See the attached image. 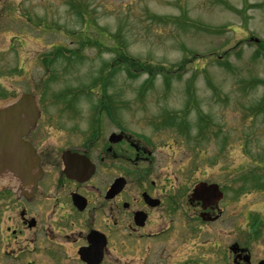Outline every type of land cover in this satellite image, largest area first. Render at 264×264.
Segmentation results:
<instances>
[{
    "label": "rangeland",
    "instance_id": "obj_1",
    "mask_svg": "<svg viewBox=\"0 0 264 264\" xmlns=\"http://www.w3.org/2000/svg\"><path fill=\"white\" fill-rule=\"evenodd\" d=\"M84 20L90 22L81 38L78 31ZM78 38L80 43L73 45ZM99 39L101 47L96 46ZM261 45L264 0H0V92L18 89L22 93L26 83L42 77L41 55L55 46H67L71 52L85 46L84 59L77 56L68 73L65 68L58 71L61 78L43 103L46 115L74 114L77 123L73 125L89 131L91 101L104 95L105 87L101 90L98 84L95 92L99 94L91 100L81 96L77 113L55 103L54 94L92 83V77L113 62L115 46L151 65V74L128 76L121 70L109 78L114 95L108 94L107 99L129 105L122 115L117 110L122 117L119 123L150 143L154 163L161 164L164 173L175 172L179 194L190 176L194 182L220 180L225 173L221 164L229 166V175L255 170L261 176L241 178L242 196L231 211L236 218L227 214L223 225L225 243L248 240L257 264L264 260V226L255 236L249 223L251 219L264 224V191L250 188L255 179L264 185ZM166 78L170 79L169 90L163 84ZM181 110L191 126L190 137L179 138L175 129L167 133L150 124L156 120L185 132L187 125L179 120L181 113L177 114ZM170 111L175 117L167 116ZM65 125L57 122L54 128L64 131ZM111 126L118 125L110 122L108 129ZM234 221L236 228L227 225Z\"/></svg>",
    "mask_w": 264,
    "mask_h": 264
},
{
    "label": "flooded vegetation",
    "instance_id": "obj_2",
    "mask_svg": "<svg viewBox=\"0 0 264 264\" xmlns=\"http://www.w3.org/2000/svg\"><path fill=\"white\" fill-rule=\"evenodd\" d=\"M61 49L41 55L42 77L0 98L2 110L30 93L40 113L21 138L33 151L31 157L22 152L20 170L31 169V176L20 177L17 163L4 164L0 154V264H256L248 240L226 244L224 238L226 215L236 218L232 206L242 196L241 174L229 175L221 164L227 174L220 180L194 182L190 176L179 194L175 172L164 173L150 143L119 123L117 110L127 111L125 102H93L89 131L73 125L74 114L46 115L43 102L62 74ZM80 96L76 87L53 97L77 113ZM30 113L22 111L21 119L28 121ZM108 120L118 126L108 129ZM57 122H67L64 131L54 128ZM257 188L264 191V185ZM227 225L236 228L237 222ZM263 226L250 219L255 236Z\"/></svg>",
    "mask_w": 264,
    "mask_h": 264
},
{
    "label": "water",
    "instance_id": "obj_3",
    "mask_svg": "<svg viewBox=\"0 0 264 264\" xmlns=\"http://www.w3.org/2000/svg\"><path fill=\"white\" fill-rule=\"evenodd\" d=\"M25 109L31 113L28 118L29 120L24 122V120L21 119V113ZM39 116L40 113L37 101L35 97L31 95H22L16 99L15 102L0 110V154H4V160L6 161L4 164H9L11 160L17 163V170L14 171L18 173L20 177L24 176L25 180L31 176L32 170H20L21 157L24 155L27 156V154H22V152L26 150L31 157L33 149L30 146L24 145L21 138L34 128ZM30 162H28V165ZM4 171L5 169L2 166L0 173ZM208 187L214 188L217 187V185H210ZM248 258L249 257H247V259ZM261 264H264V262H261Z\"/></svg>",
    "mask_w": 264,
    "mask_h": 264
},
{
    "label": "trees",
    "instance_id": "obj_4",
    "mask_svg": "<svg viewBox=\"0 0 264 264\" xmlns=\"http://www.w3.org/2000/svg\"><path fill=\"white\" fill-rule=\"evenodd\" d=\"M157 20H163V19H161V18H158V17H155ZM86 21L84 20V23H85ZM206 30V29H205ZM96 44H98V47H100V46H103V44L101 43V42H96ZM114 46V45H113ZM85 46H82L81 47V50L84 48ZM261 48H263V50H264V45H261L260 46ZM113 50H114V60H113V62L112 61H110V63L109 64H107L106 66H105V68H103L102 69V75L103 74H106V77H105V80H104V83H103V86L105 87L104 88V95H103V99H107V97H108V94H109V92H108V89H107V82H108V80H109V78L113 75V74H115L116 72H118L117 73V75L118 74H121L122 72H119V71H121V70H124V71H126L127 72V74L126 75H128V76H133V75H135V73H137V72H140V73H149V74H151L152 72H153V69H152V66L151 65H148V64H146L145 62H143L142 60H140L139 58H136V57H133L132 55H130L129 53H128V51L127 50H125L124 48L122 49L121 47H117V46H115V47H113ZM169 72H171V70H169ZM161 74H163V69L161 70ZM166 77V76H165ZM91 82L92 83H90L89 85L87 84L86 85V88L87 89H85V90H83V92H82V94H85V93H91V91H92V88L94 87V86H96V84H95V80H91ZM170 82V79L169 78H166V86L169 88L170 86H171V84L169 85L168 83ZM0 97H3V98H5V97H8V95H7V93L5 94V93H1L0 92ZM77 100H78V98H77ZM80 100V99H79ZM187 108H189V107H187ZM183 124H185V125H187V121L185 120L184 122H183ZM184 130V129H183ZM183 132V131H182ZM186 132H189V128H188V125H187V129H186ZM256 173V171L255 170H250L248 173H246V174H243L242 176H241V178L242 177H245V176H247V175H250V174H255ZM255 187H259V186H257V185H253L252 187H250V188H255ZM244 190H246V187L245 188H243Z\"/></svg>",
    "mask_w": 264,
    "mask_h": 264
}]
</instances>
